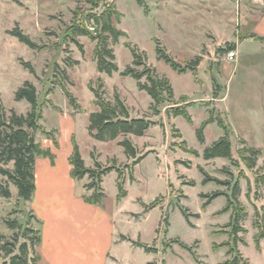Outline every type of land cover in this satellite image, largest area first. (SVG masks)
<instances>
[{"label": "rangeland", "instance_id": "374dc122", "mask_svg": "<svg viewBox=\"0 0 264 264\" xmlns=\"http://www.w3.org/2000/svg\"><path fill=\"white\" fill-rule=\"evenodd\" d=\"M1 1L4 9L12 8L8 13L11 21L19 20L21 27L25 28L24 32L42 46L35 50L22 42L24 47L17 48V52L25 57L22 59L30 61L35 68V73L24 69L23 76L30 79L25 81L32 80L37 87L38 102L43 110L42 123L48 127L57 125L59 110L78 114L74 117L77 125L75 139L81 155L89 167H96L98 161L103 166L114 165L121 170L125 179L124 187L128 191L123 206L141 212L145 208L146 211L151 210L149 205L155 200H158V204L164 203L161 209L152 208L148 216L140 219H136L139 214H134L135 218L126 225L132 236L156 249L147 252L137 248L134 254L126 251L127 262L218 264L229 258L227 252L234 246L230 225L232 210H223L228 198H232L233 185L239 180L241 191L238 199L247 212L240 223L242 230L238 233L235 246L248 260V264H264V238L260 239L259 248L255 240L257 234L264 230V181H257L264 174V114L259 92L262 87L256 79L249 78L243 66L238 68L230 65L233 61L219 65L221 57L229 50L225 41L235 40V36L216 22L210 25L217 42L220 40L223 43L215 48L213 54H207L205 44L211 40L205 36L204 21L207 18L216 20L221 10L210 7L209 10L213 12L210 17L204 13L205 7L186 8L182 2L186 0H142V5L137 0H100L98 7L88 0ZM27 5L30 10L23 8ZM108 5H114L123 13L116 26L127 33V36L119 38L118 43H113L111 38L109 40L119 67V71L112 75L100 72L97 68L94 57L96 41L87 35L71 32L76 25L85 24L89 29L85 22L86 15L102 12ZM232 6L233 11L237 10L235 5ZM155 38L183 66L199 55L207 61H201L196 70L179 73L164 60L158 59ZM127 43L144 50L148 64L171 81L174 99L164 100L159 105L160 113L150 108L152 97L138 88L133 77L121 75L133 61ZM74 61L78 63L72 65ZM138 68L142 69L140 66ZM64 70L67 77L63 75ZM143 81H146V77ZM60 83L66 84L77 98L80 111L70 104ZM90 84L99 88L112 103L118 99L123 101L131 117H146L153 121L144 135H127L137 146L138 156L147 154L134 166L133 180L128 165L134 159L128 157L124 147L118 143L124 136L100 141L90 135V114L99 110ZM225 94V99L213 101L217 95ZM206 97L210 99L187 103ZM6 101L10 103L9 98ZM175 106H186L193 122H188L181 115L173 116ZM5 108L7 111L10 109ZM30 110L31 105L25 100L17 104L18 113L26 114ZM211 116L214 121L206 125L205 142L201 143L196 135L197 128ZM57 129L60 132L58 126ZM56 131H53L55 136ZM57 135L58 140L59 133ZM225 135H228L232 144L233 160L222 157L204 159V149ZM183 140H186L187 147L197 150L198 155L181 147ZM244 147L261 150L253 168L248 167L241 156ZM8 166L11 167L12 163ZM110 173L105 176L104 182L106 204H113L119 193L118 172L115 170ZM205 174L227 183L220 184L214 180L205 183ZM80 180L85 192L91 194L93 189L86 187L91 179L86 176ZM12 188V197L6 201L5 210L0 212V235L10 242L16 241L14 253H18L19 246L27 242L28 258L31 259L39 254L38 245H31L30 241L38 234L39 221L31 212L29 204L18 197L17 188L11 185ZM216 191L224 194L215 199L205 197ZM138 199L146 205H142ZM206 202L210 203L205 207ZM92 204L104 207L101 203ZM164 206L166 209H163ZM6 219L16 220L18 227L9 228ZM25 230L30 231L24 235ZM11 256L0 250V264H8ZM38 264H41V260Z\"/></svg>", "mask_w": 264, "mask_h": 264}, {"label": "trees", "instance_id": "16d2710c", "mask_svg": "<svg viewBox=\"0 0 264 264\" xmlns=\"http://www.w3.org/2000/svg\"><path fill=\"white\" fill-rule=\"evenodd\" d=\"M88 1H90L94 7H98L100 3V0ZM138 3L142 5V0H138ZM145 11L148 13L147 9H145ZM122 16L123 14L119 12L114 5H108L102 12H91L85 17L87 25L93 24V26H95V32L89 30L85 24L76 25L71 30L72 34H84L89 36L93 41H96L94 57L97 62V68L100 72H104L108 75H112L114 72L119 71L118 64L115 62L116 55L114 53V48L110 46L109 40L111 38L113 43H118L121 36H127L126 32L120 30L116 26V23L120 22ZM8 33L17 37L19 41L25 43L32 49L37 50L42 47L34 41L30 35L26 34L18 23H16L15 27L9 30ZM155 43L158 59L164 60L179 73L187 72L190 69L196 70L201 62L202 57L197 56L194 60H191L183 66L168 53L166 47L158 38H155ZM127 46L132 52L133 61L121 72V75L133 77L137 82L138 88L146 91L152 97L153 102L150 108L155 110L156 113H160L159 105L164 100L174 99V89L171 81L166 76H161L155 67L148 64V56L144 50H140L137 45L131 43H127ZM80 47L81 50H83V46L80 45ZM229 49H234V45H231ZM20 61L25 68L35 73V68L30 61H25L22 58H20ZM77 63L78 61H74L72 65ZM69 65H71V63ZM139 66L142 67V69H139ZM63 75L67 77L65 70L63 71ZM144 77H146V81H143ZM60 86L69 99L70 104L80 111L81 106L74 94L68 89L67 85L60 83ZM99 86L102 87V84L100 83ZM89 87L94 92L96 97L95 104L99 107L98 111L90 114V124L88 126L90 135L100 141L115 140L121 135L124 136L118 143L124 147L128 157L134 159L132 164L128 165L131 170L130 177L133 180L134 166L141 162L147 154L138 156L139 150L137 146L127 135H144L149 127L153 125V121L146 117H131L128 107L123 101L118 99L116 103H112L103 96L99 88H94L91 84ZM15 99L17 101L26 100L31 105V110L26 114L18 113L14 108L7 111L3 102L0 100V196L11 198V185H14L17 188L18 197L26 202L32 199L36 188L35 164L37 157L45 156L50 157L52 160L55 158L51 150L49 148H44L41 142L37 140V132L42 129L47 137L54 139L56 145H58V140L53 133V131L56 130L48 131L41 127L40 120L43 118V110L38 102L37 87L31 81H25L23 85L16 90ZM7 112L9 114H7ZM179 115L183 116L188 122H193L192 116L186 109V106H175L173 109V116ZM213 121L214 118L211 116L197 128L196 135L201 143L205 142L204 129L206 125ZM219 122L221 124L223 123L221 120ZM178 133L181 135L180 132ZM186 144V140H183L181 147L192 154L198 155L197 150L187 147ZM73 145L74 150L70 157L71 164L73 165V177L80 180L88 176L91 179L86 187L89 190L93 189V192L91 194H84L86 201L90 203H101L104 200L106 193L102 187V181L104 176L113 170H117L118 172V198L121 199L127 195V190L124 187L125 179L121 170L116 169L114 165L103 166V164L98 161H96V167H87L81 155L79 145L74 138ZM241 152L242 158L250 168L256 165V160L261 155V150L254 147H244ZM203 157L206 160L217 157L233 160L232 144L228 135L220 137L218 140L214 141L212 145L207 146L203 151ZM10 163H12L11 167L8 166ZM211 180L217 181L220 184L227 183L209 178L207 175L204 178L205 183ZM257 181H264V174L259 176ZM232 191V198H228L227 205L223 212L232 210L230 225H232L234 246L227 252L230 257L218 264H248V260L235 246L238 241V233L242 230L240 223L247 212L246 208L238 199L241 191L239 180L233 185ZM223 194L224 193L216 191L205 197L215 199ZM208 203L210 202H206L204 206L206 207ZM157 204L158 200H155L149 207L153 208L157 206ZM184 215L186 217L188 216L187 213H184ZM6 223L11 229H16L18 227L16 220L6 219ZM28 231L30 230H25L24 235H26ZM262 238H264V230L259 232L256 236L255 240L258 248L260 247L259 241ZM5 239L4 235H0V250L5 252L7 256L12 255L8 264H38V261L41 260L40 254H37L31 259L28 258L29 245L27 242L19 246L18 253H14L16 241L10 242ZM15 240H17V237ZM30 241L31 245H39L41 242L40 230H38L36 238H31ZM133 243L144 248L147 252L156 250L154 247L141 241H133ZM147 264L154 263L148 262Z\"/></svg>", "mask_w": 264, "mask_h": 264}, {"label": "crops", "instance_id": "0c3cea01", "mask_svg": "<svg viewBox=\"0 0 264 264\" xmlns=\"http://www.w3.org/2000/svg\"><path fill=\"white\" fill-rule=\"evenodd\" d=\"M1 2L0 0V100L7 108H14L17 111V104L24 100L17 101L15 92L25 80L30 79L23 76L26 68L21 64L20 58L24 56L17 52V48L24 46L17 37L8 33L13 28V24L18 23L21 27V22L17 19L11 21L8 13L12 8L4 9ZM182 2L187 6L186 8L205 7L204 13L210 17L213 15V12L209 10L210 7H218L221 10L220 16H215L216 20L207 18L204 21L205 36L211 40L205 44L206 52L213 54L215 48L223 43V41L220 43V40L217 42L216 34L210 24L216 22L235 36V40L225 41L228 47L234 45V49L229 50L236 51V57L230 65L238 66V68L243 66L248 71L246 74L249 73V78L256 79L258 85L262 87L259 92L262 96L261 110L264 114V0H216V2L186 0ZM232 5H235L237 10L233 11ZM28 7L27 5L23 8L30 10ZM22 29L25 31V28ZM201 61H207V59L203 58ZM227 62L230 60L225 53L219 65ZM226 96L227 94L217 95L213 101L225 99ZM7 98L10 103H7ZM209 99L210 97H206L203 100L187 103L192 104ZM58 112L57 125L48 127L42 123L43 118L40 121L43 129L57 130L56 138L59 133V146L53 138L47 137L42 129L37 132V140L44 148H49L56 157L54 160L45 156L37 157L36 188L32 199L26 201L39 221L41 242L38 245V253L41 256V264H129L125 258V252L130 251L134 254L137 248H142L135 245L133 241L148 243L132 236L126 229V225L135 218L134 214H139L136 219H140L148 216L155 208L161 209L164 203L158 204L149 211H146V208L141 212L128 210L123 206L128 197V191L127 195L121 199L117 194L113 204H106V196L101 202L104 207L88 203L84 198V194L88 193L81 184L82 180L73 177V165L70 161L74 150L73 138L75 139L77 131L74 117L78 114L62 110ZM84 161L89 167L86 160ZM104 182L105 176L102 181L105 191ZM11 191L14 192V189L12 188ZM8 199L10 198L0 196V212L5 210ZM140 202L142 205L145 204L143 200ZM163 209L166 207L164 206Z\"/></svg>", "mask_w": 264, "mask_h": 264}, {"label": "built area", "instance_id": "2783aa9c", "mask_svg": "<svg viewBox=\"0 0 264 264\" xmlns=\"http://www.w3.org/2000/svg\"><path fill=\"white\" fill-rule=\"evenodd\" d=\"M89 29L93 32H95L96 28L95 26H93L92 24H89ZM227 59H229L230 61H233L236 57V51L235 50H228L227 53Z\"/></svg>", "mask_w": 264, "mask_h": 264}]
</instances>
